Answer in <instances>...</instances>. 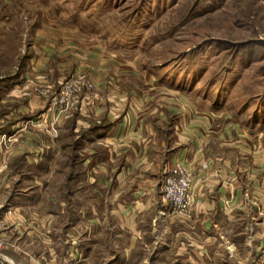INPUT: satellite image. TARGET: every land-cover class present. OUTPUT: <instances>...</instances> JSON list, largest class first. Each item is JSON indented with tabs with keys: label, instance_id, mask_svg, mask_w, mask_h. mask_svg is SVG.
<instances>
[{
	"label": "rangeland",
	"instance_id": "obj_1",
	"mask_svg": "<svg viewBox=\"0 0 264 264\" xmlns=\"http://www.w3.org/2000/svg\"><path fill=\"white\" fill-rule=\"evenodd\" d=\"M19 5L24 7L25 4ZM37 13H45L47 18L61 23L58 29L63 35L60 39L62 56L70 48L75 50V55L82 53L86 57L88 47L97 51L102 46L108 51L98 52L108 57V61H115L116 70L123 71L120 76L126 81H123L125 86L150 96L152 107L168 111L167 121L160 127L164 133L178 115L187 111L206 112L215 124L240 122L252 126L256 132L264 130V0H38L30 3L29 10L18 14L0 5V91L3 90L0 92V125L7 124V112L19 105L11 98L27 103L18 92H13L15 89L22 91V87H29L34 92L37 86H48L50 93L43 97L41 109L57 114V120L52 123L54 128L62 116L65 118L62 120L65 130L60 138L67 151L65 154L64 149L63 153L66 163H46L44 170L48 173L44 177L24 179L22 186H18L16 180L8 189L9 195L15 193L25 198L22 210L11 212L4 220L11 226L2 229V252L8 251V242L16 240V250L26 253L32 264L175 263L171 257L161 260L158 257L169 246L175 254L186 248L191 251L197 245L183 241L184 237L191 231L193 236L200 235L197 229L187 228L182 216L174 214L167 226L157 208L143 210L136 204L135 216L129 214L128 219L122 214V223L111 217L109 229L92 228L102 214L86 210L89 194L85 191L84 177L78 180L76 200L70 202L69 172L73 162L66 158L71 145L75 146L74 151L80 149L70 135V127L76 121L75 113L84 112L81 111L84 105L80 109L62 111V107L52 104V99L77 74L93 75L82 68L86 62L77 61L74 70L70 68L60 74V81L39 83L34 80L39 70L28 66V62L39 56L47 58V52L39 53L34 39L41 20ZM16 15V20L10 24ZM77 45H83V49ZM117 62L121 64L118 66ZM11 76L24 78L17 88L13 85L15 89H11L7 97L4 85ZM82 94L88 93L83 91ZM127 95L117 97L122 99ZM114 96H110L111 101L105 107L108 113L114 114L111 120L118 119L116 114L123 108V105L116 106L119 99ZM126 101L124 107H129L132 103L129 96ZM55 130L56 133L51 130L52 137H59L57 128ZM256 133L264 140V131ZM165 136L168 138L169 134ZM211 140L204 146L206 156L213 150L224 149L219 151L220 142ZM101 143L106 146L103 139L98 145ZM81 150L85 153V149ZM74 160L78 174L85 172L82 161L72 152L71 161ZM100 170L94 168L95 173ZM242 193L247 204L236 207L234 219L221 215V229L216 231L222 238L213 230L221 240L211 246L220 252L230 247L238 252L239 262L247 258V264H264L261 205L249 189H243ZM8 196H2L1 204L6 203ZM226 206L228 208V202ZM2 213L0 211V215ZM13 220L16 221L13 223ZM20 220L25 221V228H17L15 223ZM12 231L15 234L8 239L6 233ZM15 231H20L22 236L17 239ZM119 236H144L152 243H119Z\"/></svg>",
	"mask_w": 264,
	"mask_h": 264
},
{
	"label": "crops",
	"instance_id": "obj_2",
	"mask_svg": "<svg viewBox=\"0 0 264 264\" xmlns=\"http://www.w3.org/2000/svg\"><path fill=\"white\" fill-rule=\"evenodd\" d=\"M31 2L30 0H20V2L0 0V5L18 14L29 10ZM20 3L29 4V8L25 5V8L20 6ZM37 14L41 20L34 39L36 38L39 53L47 52L45 55L47 58L43 59L39 56L28 62V66L39 70L33 76L34 80L39 83L60 81V74L70 68L74 70L77 61H80V63L86 62L82 68H86L93 75L92 79L95 83L94 91L83 96L79 107L80 109L84 105L81 111L86 112L90 109L91 113L76 112L74 115L76 121L71 123L70 127V135L76 140V146L80 148L74 151L75 146L71 145L66 158L73 162V169L69 172L70 202L73 203V200H76L78 180L84 177L85 191L89 194L86 210L91 211L92 214L100 215V212L102 214L101 220L93 223L92 228L109 229L111 217L116 222L122 223V214L128 219L129 214L134 213L135 216L136 204L142 206L143 210L157 208L163 223L165 222L168 226L175 216L163 198L162 188L164 176L173 161L181 157L186 163L192 164L196 171L201 163L209 162L208 170L195 175L193 195L196 203H199L193 206L190 216H182L188 229H197L200 233L193 236L194 232L191 231L183 241L197 247L191 248V251L186 248L179 254H175L169 246L163 250L165 252H161L163 254L159 255L158 259L171 257L175 261L172 264H247L248 259L239 262L238 252H233L230 247L228 251L220 252L214 250L211 245L220 242L221 239L218 237L222 238L216 231L221 229V215L226 214L230 219H234L236 207L247 204L243 197V189L246 191L249 189L253 197L259 201L261 205L259 211L264 220V140L260 133H256L264 131L263 128L255 132L252 126L236 121L228 122L227 125L215 124L214 119L206 112L199 114L187 111L186 114L178 115L164 133L160 127L164 120L167 121L168 111L152 107L151 97L143 95L136 88L129 90L120 76L123 71L119 68L115 69L116 66L113 64L115 61H108V57L99 55L98 51H106L102 46H97L101 48L97 51L87 46L89 48L87 57L82 53L75 55L73 48L65 50V55L62 56L60 53L63 47L60 42L62 31L58 29L61 23L56 19L47 18L45 13ZM17 16L12 17L10 24H13ZM67 43L69 42H65ZM82 46L78 47L83 49ZM6 52H8L7 49ZM117 64L119 66L121 63L117 62ZM23 78L11 76L5 82L4 91L7 97L15 89H12L13 85L15 87L19 85ZM13 92H18V95L25 98L24 101L27 103L11 98L19 105L7 112L5 116L7 124L0 125V167L5 166L0 171V211L4 212L0 215L1 221L5 220L11 212L22 210L25 196L19 197L15 193L9 195L8 189L11 185L16 180H18L17 185L22 186L24 179L41 175L44 177V174L48 173L44 170L45 164L66 163L63 160L64 149L67 154L66 147L62 145L60 138V133L65 130L64 122L62 123L65 118L62 116L58 125H55L59 137H52V123L55 119L57 120V114L52 110L43 111L41 109L43 98L36 95L29 87H22V91L15 89ZM123 95L127 97L122 99L117 97ZM110 96L119 99L116 106L123 105L121 112L116 114L118 118L116 120L110 119L114 117V114L108 113L105 108L111 101ZM128 96L132 103L128 104L129 107H124ZM72 118L73 116L70 119ZM109 120L112 122L108 123ZM166 134H169L168 138ZM102 139L106 146H103V143L98 145ZM209 139H212L213 143L220 142L219 151L224 149L221 152L213 150L206 156L204 146ZM81 149H85V153ZM72 152L75 153L76 158H80L84 166L85 172L80 175L78 169L74 167L75 160L71 161ZM203 154L204 157H202ZM88 166L92 171L87 170ZM96 166L101 168L98 173L94 172V168H98ZM5 194L9 196L5 203L7 206L4 208L5 204H1V198ZM15 224L20 229L26 226L25 221L22 220ZM7 226L10 227L11 223L7 222ZM213 230L219 234L218 237ZM15 232L18 233L17 239L22 236L20 231ZM6 234L9 239V236L15 233L12 231ZM147 240L149 239L144 236L118 237L119 243L127 241L133 244L152 243ZM7 245L10 247L7 252L3 251L0 254V264H32L26 253L22 254L16 250V240L8 242Z\"/></svg>",
	"mask_w": 264,
	"mask_h": 264
},
{
	"label": "built area",
	"instance_id": "obj_3",
	"mask_svg": "<svg viewBox=\"0 0 264 264\" xmlns=\"http://www.w3.org/2000/svg\"><path fill=\"white\" fill-rule=\"evenodd\" d=\"M94 89L95 83L92 77L86 72H81L63 85L61 91L53 97L52 104L62 107V111L68 108H79L84 96L82 92L89 93L94 91ZM34 93L42 98H46L50 93V89L48 86L41 85L34 89ZM52 130L55 133L57 132L54 127ZM4 167H0V171ZM209 167L210 163L204 162L200 164L199 169L196 171L194 166L183 162L179 158L173 161L172 166L164 176L162 192L166 204L169 205L174 214L183 217L191 215L193 206L199 203H196L195 196L193 195L195 175L208 170ZM6 226V221H0V254L4 248L2 229Z\"/></svg>",
	"mask_w": 264,
	"mask_h": 264
}]
</instances>
